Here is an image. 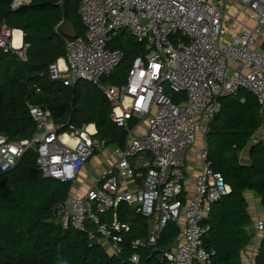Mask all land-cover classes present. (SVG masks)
<instances>
[{
	"label": "built area",
	"instance_id": "2783aa9c",
	"mask_svg": "<svg viewBox=\"0 0 264 264\" xmlns=\"http://www.w3.org/2000/svg\"><path fill=\"white\" fill-rule=\"evenodd\" d=\"M78 16L84 36L65 41V57L49 65L48 75L65 86L78 80L97 85L112 107L110 120L125 131L124 146L109 149L88 126L60 134L48 109L30 107L36 123L31 138L0 135V173L34 149L44 177L74 183L84 165L107 149L112 164L84 195L71 193L55 208L56 223L83 232L90 222L96 231H86L89 239L118 254L121 234L130 224L115 215L110 224H102L99 216L120 201L131 207L138 203L135 212L147 220L149 234L134 247L154 248L166 225L174 223L180 233L163 258L171 264H210L203 221L230 188L209 167L205 136L220 99L240 88L264 109V51L258 45L264 40V0H79ZM63 24L60 20L57 27ZM123 30L141 49L123 84H104L102 79L123 60L121 50L108 47ZM12 32L0 34V47H10L27 61L28 44L13 48ZM198 137L203 145L196 155L202 165L189 179L186 154ZM254 229L262 234L264 220Z\"/></svg>",
	"mask_w": 264,
	"mask_h": 264
},
{
	"label": "trees",
	"instance_id": "16d2710c",
	"mask_svg": "<svg viewBox=\"0 0 264 264\" xmlns=\"http://www.w3.org/2000/svg\"><path fill=\"white\" fill-rule=\"evenodd\" d=\"M13 3L0 0V29L22 32V41L28 44L27 61L10 47H0V135L31 138L36 123L29 108L41 107L50 111L60 134L70 127L94 125L95 137L107 147H123L125 131L110 120L112 107L97 85L78 80L65 86L48 75L49 65L65 57V41L84 36L79 0H28L18 7ZM60 20L73 27L74 37L57 27ZM108 47L121 50L123 60L102 82L119 86L141 44L123 30ZM261 127L260 106L241 88L220 99V111L209 124L207 162L230 188L208 216L203 246L210 253V264H242L241 254L252 236L244 192H255L264 207V140L252 146L248 166L238 159V152L247 148ZM36 160L35 150L29 149L12 169L0 173V264H171L162 255L172 250L178 226L166 225L154 248L134 247L133 242L148 236L149 226L127 202L120 201L99 216L102 224H110L113 215L120 223L130 224L129 231L121 234L118 254L110 253L97 239H89L86 231H96L90 222L83 232L57 224L55 208L71 194L72 183L44 177ZM134 255L138 262L132 261ZM253 264H264V231Z\"/></svg>",
	"mask_w": 264,
	"mask_h": 264
},
{
	"label": "crops",
	"instance_id": "0c3cea01",
	"mask_svg": "<svg viewBox=\"0 0 264 264\" xmlns=\"http://www.w3.org/2000/svg\"><path fill=\"white\" fill-rule=\"evenodd\" d=\"M63 25H65V23ZM68 25L71 27L73 33H66L65 31L63 30L62 31L64 34L70 36V38L74 37L75 31L70 24ZM4 30H6V28H4ZM9 31L11 32V30ZM261 43H262V40H259L258 41L259 48H260ZM260 113L262 116V127L258 130L256 135L251 139L247 148L241 152H238V159L240 163L244 166H248L250 164V150L252 146L264 140V127H263L264 126V109H262L261 107H260ZM89 126H94V125H89ZM198 138L199 139L197 140L195 147L191 148L186 154L187 156V162H185L186 173H187L186 177H188L189 179L193 177L195 173L200 171L199 169L201 168V165H202L201 161L198 159L196 155V150L203 145V141L201 137H198ZM108 148L111 149L112 147H108ZM93 157H94L93 159H91L89 162H87L84 165L83 169L81 170L78 176L77 181L72 183V190H71L72 194L84 195L86 190L89 189V187H91L94 184V182L99 179L103 170H105L113 162L112 158L110 157V151L107 149L101 152H97ZM244 198L248 205L247 209H248V213L251 219L248 232L252 234V236H251V240L249 244L243 250L241 257H242V264H253L257 256L258 248L260 246V243L263 237V233L261 234V233L256 232V230L254 229V226L256 222L264 220V207L261 204V198L253 191L246 190L244 192Z\"/></svg>",
	"mask_w": 264,
	"mask_h": 264
},
{
	"label": "bare ground",
	"instance_id": "6f19581e",
	"mask_svg": "<svg viewBox=\"0 0 264 264\" xmlns=\"http://www.w3.org/2000/svg\"><path fill=\"white\" fill-rule=\"evenodd\" d=\"M18 1H23V0H18ZM25 1V0H24ZM21 37H22V32L20 31V30H13V32H12V34L10 35V43H11V46L13 47V48H20L21 47V44H22V39H21ZM14 39V45L12 44V40ZM59 66H60V68H61V70H63L64 69V63H63V60H60L59 61ZM88 130L90 131V132H93L94 131V126H88Z\"/></svg>",
	"mask_w": 264,
	"mask_h": 264
},
{
	"label": "rangeland",
	"instance_id": "374dc122",
	"mask_svg": "<svg viewBox=\"0 0 264 264\" xmlns=\"http://www.w3.org/2000/svg\"><path fill=\"white\" fill-rule=\"evenodd\" d=\"M61 29L63 30V31H65L66 33H73L72 32V29H71V27L67 24V23H65V25H63L62 27H61ZM4 32H5V30H4V28H2L1 30H0V34L2 35V34H4ZM15 41H14V39L12 40V44L14 43ZM14 45V44H13ZM259 45V44H258ZM260 48L261 49H263L264 50V40L262 41V43L260 44ZM264 127V126H263ZM94 158V157H93ZM93 158H91V159H93ZM90 159V160H91ZM89 160V161H90ZM88 161V162H89ZM185 162H187V156H186V159H185Z\"/></svg>",
	"mask_w": 264,
	"mask_h": 264
},
{
	"label": "water",
	"instance_id": "95a60500",
	"mask_svg": "<svg viewBox=\"0 0 264 264\" xmlns=\"http://www.w3.org/2000/svg\"><path fill=\"white\" fill-rule=\"evenodd\" d=\"M28 4V0H25L23 2H18V0H14V3H13V7H17V6H24V5H27ZM138 207H140V204L136 203V204H133L132 205V209L133 210H136ZM204 224H207L208 223V220L205 219L203 221Z\"/></svg>",
	"mask_w": 264,
	"mask_h": 264
}]
</instances>
